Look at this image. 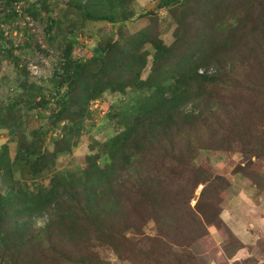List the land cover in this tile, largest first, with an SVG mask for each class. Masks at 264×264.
<instances>
[{"label": "trees", "instance_id": "trees-1", "mask_svg": "<svg viewBox=\"0 0 264 264\" xmlns=\"http://www.w3.org/2000/svg\"><path fill=\"white\" fill-rule=\"evenodd\" d=\"M134 1L70 0L63 21L74 40L58 51L57 92L39 100L25 92V101L0 107V128L18 144L14 157L8 145L0 148V264H66L75 244L81 245L78 264H113L87 255L97 247L115 254V239L133 245L126 233L142 234L151 219L168 256L162 260L183 264L170 245L184 248L207 231L204 220H212L195 213L174 217L178 203H169L178 194H170L164 168L184 185L180 196L190 198L203 184L202 199L214 186L217 196L229 186L200 172L195 163L203 152L240 149L247 158L264 159V0H156L157 11L168 12L176 25L170 46L151 26L127 31ZM17 4L7 1V19L26 11L38 19L36 4L22 6L21 15ZM43 9L51 14L49 6ZM89 20L112 26L89 60L76 59L75 31ZM48 22L51 35L61 23L51 15ZM5 32L1 25V38ZM10 47L5 56L14 57ZM129 92L144 95L138 110L109 116L115 134L97 143L101 150L88 155L81 173L55 174L57 157L84 140L90 105L106 93ZM21 109L39 111L45 125L28 130ZM45 214V226H37Z\"/></svg>", "mask_w": 264, "mask_h": 264}, {"label": "rangeland", "instance_id": "rangeland-1", "mask_svg": "<svg viewBox=\"0 0 264 264\" xmlns=\"http://www.w3.org/2000/svg\"><path fill=\"white\" fill-rule=\"evenodd\" d=\"M7 1L0 0V28L2 25L6 31L4 37H0V107L25 101V92L31 98L43 95L50 99L58 89L52 80L59 60L60 46L63 43L65 47V42L74 40L69 33V24L63 21L70 0H19L24 10L36 4L39 15L36 20H33L27 11L20 19H7L6 14L12 9L6 8ZM44 6L50 7L51 14L43 9ZM130 9L135 16L124 25L128 32L135 33L151 26V30L157 31L166 45L170 46L174 42L176 25L168 12L157 11L156 0H135L130 5ZM49 14L53 20L61 23L56 26L51 35L46 32ZM15 21L19 24H13ZM111 26L103 21L79 22V27L75 31L77 37L74 57L89 60L101 37L108 34ZM114 27L117 30L120 25H114ZM12 44L15 46L14 57H7L4 51L10 50ZM147 50L150 53L153 52L152 47H147ZM16 57L21 60L17 62ZM30 65L37 67L35 75L30 72ZM34 86L40 87L42 91L36 90ZM143 97L144 95L138 92H129L123 97L106 93L102 100L92 103L89 107L91 115L84 120L86 128L84 140L78 143L71 153L60 154L57 157L53 172L55 174L81 173L88 155L99 153L101 150V146L97 143H102L115 134L109 116L124 110L135 113ZM37 100H39L38 97ZM20 112L25 114L24 121L28 130H36L46 123L40 118L39 111L26 112L25 109H21ZM41 113L47 116L49 109L43 108ZM52 136L49 135L46 145ZM11 141L9 132L3 127L0 128V148L8 145L11 156L14 157L18 144L16 140ZM240 151V149L206 151L196 160L195 164L201 173L221 176L229 182V186L224 188L218 196L215 195L218 187L214 186L201 199L203 184H199L197 189H194L192 196L189 194L190 198L180 196L179 192L184 185L178 183V179H172L169 170L164 168V175L169 176L170 194L174 196L178 194L169 203L170 205L178 203L173 210L174 217L177 219L182 213H195L212 220L210 223L204 220L207 231L201 232L200 235L203 234L201 237L184 248L170 245V247L173 246L172 250L176 254L181 255L183 264H264V185L262 183L264 159L261 160L255 156L247 158ZM45 183L49 184V181ZM215 212L216 214H213ZM218 218L221 221L218 222ZM48 219L49 215L45 214L39 218L37 226H45ZM158 233L157 224L151 219L145 225L142 234H136L132 230L126 233L133 245L129 243L121 245V241L115 239L113 247L115 254L95 246L97 248L92 247L95 249H91L87 256L89 258L98 256L113 264H167L164 259L162 260V256L163 258L168 256L163 250L161 252ZM73 246H75L72 247L73 260L72 262L66 260V264H78L75 260L79 259L77 249H80L81 245ZM134 248L139 256L135 254L134 260H131L129 256ZM148 252L152 254L145 258L144 253L147 255ZM158 258L161 259L160 263Z\"/></svg>", "mask_w": 264, "mask_h": 264}, {"label": "built area", "instance_id": "built-area-1", "mask_svg": "<svg viewBox=\"0 0 264 264\" xmlns=\"http://www.w3.org/2000/svg\"><path fill=\"white\" fill-rule=\"evenodd\" d=\"M22 6H23V4L22 3H20V4H17V6H16V8H17V12L21 15L22 14ZM29 69H30V72L32 73V74H36V71H37V67L36 66H33V65H30L29 66ZM38 76H40V75H38Z\"/></svg>", "mask_w": 264, "mask_h": 264}]
</instances>
